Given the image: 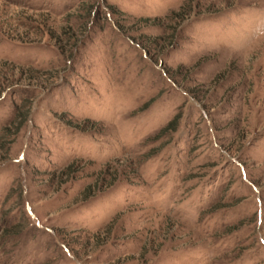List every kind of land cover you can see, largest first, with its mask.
Wrapping results in <instances>:
<instances>
[{
  "label": "rangeland",
  "instance_id": "1",
  "mask_svg": "<svg viewBox=\"0 0 264 264\" xmlns=\"http://www.w3.org/2000/svg\"><path fill=\"white\" fill-rule=\"evenodd\" d=\"M0 264H264V0H0Z\"/></svg>",
  "mask_w": 264,
  "mask_h": 264
}]
</instances>
